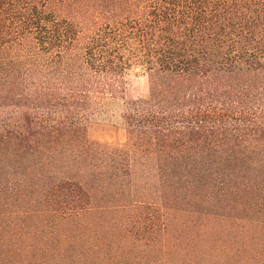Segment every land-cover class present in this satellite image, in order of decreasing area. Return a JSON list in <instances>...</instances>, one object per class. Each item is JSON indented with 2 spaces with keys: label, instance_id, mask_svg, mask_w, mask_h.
<instances>
[{
  "label": "trees",
  "instance_id": "trees-1",
  "mask_svg": "<svg viewBox=\"0 0 264 264\" xmlns=\"http://www.w3.org/2000/svg\"><path fill=\"white\" fill-rule=\"evenodd\" d=\"M0 264H264V0H0Z\"/></svg>",
  "mask_w": 264,
  "mask_h": 264
},
{
  "label": "rangeland",
  "instance_id": "rangeland-1",
  "mask_svg": "<svg viewBox=\"0 0 264 264\" xmlns=\"http://www.w3.org/2000/svg\"><path fill=\"white\" fill-rule=\"evenodd\" d=\"M134 87L142 94L147 91V79L140 69H135L131 76ZM88 136L93 140L119 143L126 140V129L119 111H101L88 119Z\"/></svg>",
  "mask_w": 264,
  "mask_h": 264
}]
</instances>
